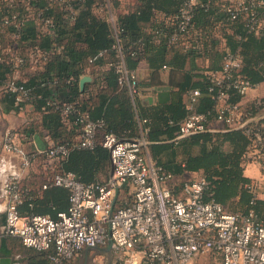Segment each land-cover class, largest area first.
<instances>
[{"label":"trees","instance_id":"1","mask_svg":"<svg viewBox=\"0 0 264 264\" xmlns=\"http://www.w3.org/2000/svg\"><path fill=\"white\" fill-rule=\"evenodd\" d=\"M197 1L191 27L176 41L170 37L182 0H133L116 14L117 39L126 68L136 70L141 62L147 65V76L138 78L139 92L151 96L163 88L170 92L168 102L144 105L131 96L126 85L118 83V75L109 66L116 61L115 36L106 20L107 12L115 10L111 0H0V86L14 80L29 90L31 100L26 108L31 107L38 117L35 127L48 133L52 145L70 148L66 158L41 172L37 188L21 180L20 188L26 193L19 207L21 215L56 219L69 204L64 207L54 200L66 197L68 201L67 190L51 185L54 173H73L85 185L106 181L111 165L108 151L100 144L103 133L122 140L146 130L143 137L151 159L173 176L169 184L173 195L180 194L183 181L203 178L209 183L205 200L213 199L230 213L252 209L264 222V200L257 197L256 190L251 191L254 181L244 176V155L250 141L243 131L225 128L177 139L178 124L191 113L187 110L188 91L201 93L192 112L214 118L207 75L221 69L225 50L239 55L241 74L251 84H264V24L259 35L247 33L242 17L228 19L224 9L229 0ZM257 11L264 19V7ZM99 53L101 57H97ZM14 58L22 63L16 66ZM162 72L182 73L184 81L172 90V84L160 80ZM84 75L92 76L93 82L80 91L79 79ZM61 92L68 101L59 99ZM4 93L6 110L19 111L15 96ZM249 93L244 97L232 94L231 101L252 116L259 115L264 110V95L249 97ZM49 100L58 103L51 105ZM62 103L71 104L75 114L63 118ZM78 113L103 122L91 150L76 147L81 132L74 123ZM24 153L31 158V166L37 158L46 159L38 151ZM185 173H200V177H185ZM130 200L129 187H121L117 207ZM37 253L48 264L52 250Z\"/></svg>","mask_w":264,"mask_h":264},{"label":"built area","instance_id":"2","mask_svg":"<svg viewBox=\"0 0 264 264\" xmlns=\"http://www.w3.org/2000/svg\"><path fill=\"white\" fill-rule=\"evenodd\" d=\"M198 4L197 0H182L170 41H176L191 27ZM261 7H264V0H229L224 11L232 21L242 17L247 33L259 35L264 24L257 11ZM106 20L115 36L112 48L116 52V61L109 66L118 75V83L126 85L132 97L148 96L139 92L137 71L125 66L115 19L109 11ZM38 54L43 56L41 51ZM101 56L102 53L97 55ZM14 60L16 66L22 63L19 58ZM241 69L239 55L225 50L221 69L207 75V95L215 105L214 118L210 120L209 113L192 112L201 93L197 89L188 91L187 110L191 113L178 124L177 139L201 132L224 131L225 128L241 130L250 141L244 155L245 167L255 165L264 176V110L252 116L231 101L232 94L244 97L257 87L241 74ZM2 89L15 96L14 103L20 110L31 100L29 90L15 84L14 80ZM57 103L48 101L51 105ZM60 111L63 118L75 114L69 103H62ZM74 123L81 127L76 147L93 149L103 122L91 121L86 114L78 113ZM140 133L136 138L122 140L112 133H103L100 144L108 151L113 170L112 177L106 181L97 180L85 185L73 173H54L51 185L68 191L69 205L65 212L51 219L43 215L20 214L19 207L26 196L20 182L31 166V158L21 150L15 132L8 130L3 136L1 150L18 157L20 167L8 177L4 186L5 235L18 238L24 247L39 253L52 250L48 264H71L85 249L108 246L109 238L110 264H133L136 255L140 264H191L207 255L214 256L219 264H264L263 220L252 209L245 213H230L213 199L205 200L209 183L203 178L183 181L180 194L173 195L169 189L173 176L151 159L148 142L143 137L146 130ZM69 152L70 148L65 144L38 151L45 155L51 166L66 158ZM124 186L129 187L131 200L117 207L119 190ZM46 187L42 186L43 189ZM250 188L255 191L256 184ZM116 189L118 196L111 210Z\"/></svg>","mask_w":264,"mask_h":264},{"label":"crops","instance_id":"3","mask_svg":"<svg viewBox=\"0 0 264 264\" xmlns=\"http://www.w3.org/2000/svg\"><path fill=\"white\" fill-rule=\"evenodd\" d=\"M33 69L34 68H32L30 71H32ZM136 71L138 78L143 79L147 76V65L144 62H141L138 65ZM160 80L163 84H172V87H170V89L175 90L177 89V86H179V84L184 81V75L182 73L162 72L160 74ZM92 82L93 77L90 83ZM4 94L5 93L2 89V86H0V264H11L13 262H22L24 264H44V262L36 251L24 247L18 238L7 236L4 233V186L8 177L14 172L19 171L20 160L18 157L3 153L1 150V145L3 136L8 130H12L15 132V135L17 137V143L22 147L23 151L26 153L39 151L40 147L51 146L53 142H51L50 138L47 136V132L40 131V128L38 129V127H35L38 123V117L32 111L31 107L24 108L19 111L6 110L7 108L6 103L4 102ZM255 95H264V84H260L250 91L249 97H253ZM148 96L152 97V104H154L155 102L166 103L169 101L170 92L169 89L163 88L158 91L156 96ZM66 97L67 95L65 92L59 93V99L63 102L68 101ZM20 133H23V137H21ZM250 166L251 167L247 165L245 167L244 176L254 181V183L256 184L257 197L261 200H264V176L261 174V171L257 166ZM51 169L52 166L48 164V161H46V159L37 158L36 160H34L32 166H30L28 170L23 173L22 180L29 187L37 188L39 182H41V172L43 170ZM198 174L200 173H185L184 176L193 177L197 176ZM54 200L56 201V203L61 202V206H67L68 201L66 197H63L59 200ZM97 249L102 251V256L99 257H103L105 255L108 258V264H110L112 260L110 247H99L96 248V250ZM87 251L88 249L83 250L79 255H77L73 259L71 264H75L76 262L85 263L88 260H91L92 257L88 256ZM202 257L204 256H201L195 259L194 261ZM206 257H211L216 260L215 257L211 255H207ZM139 260V256L136 255L135 259L133 260V264H140ZM216 261L219 264L218 260Z\"/></svg>","mask_w":264,"mask_h":264},{"label":"rangeland","instance_id":"4","mask_svg":"<svg viewBox=\"0 0 264 264\" xmlns=\"http://www.w3.org/2000/svg\"><path fill=\"white\" fill-rule=\"evenodd\" d=\"M115 1H117V5L115 4ZM111 0V6L112 8L114 7L115 10L111 12V15L116 18V14L119 13L118 11L122 12L124 10V8L127 6V5H130L133 0ZM119 9V10H116V9ZM249 167H251L249 165ZM248 167V168H249ZM200 177L199 174L197 176H193L192 178H198ZM230 209H235L236 207L234 206H230L229 207ZM88 253V256L92 257L91 260H88L87 262H76L75 264H108V258L104 255L103 257H99V256H102V251L101 250H88L87 251ZM98 256V257H96ZM192 264H218L216 260H214L213 258L211 257H202L196 261H194Z\"/></svg>","mask_w":264,"mask_h":264},{"label":"water","instance_id":"5","mask_svg":"<svg viewBox=\"0 0 264 264\" xmlns=\"http://www.w3.org/2000/svg\"><path fill=\"white\" fill-rule=\"evenodd\" d=\"M91 81H92V77L91 76H88V75L81 76L80 79H79V89H80V91H82L84 89V86L87 83H90ZM139 99L145 105H151L152 102H153V99L150 96H141ZM112 172H113V170H112V167H111L110 170H109V174H108L109 179L112 177ZM117 196H118V190L116 189L114 197H113V200H112V204H111V210L113 209V207H114V205L116 203ZM110 244H111V240L109 238V240H108V248L110 247Z\"/></svg>","mask_w":264,"mask_h":264}]
</instances>
